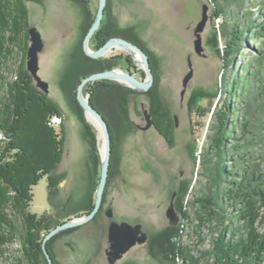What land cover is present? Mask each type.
Here are the masks:
<instances>
[{
    "label": "rangeland",
    "instance_id": "obj_1",
    "mask_svg": "<svg viewBox=\"0 0 264 264\" xmlns=\"http://www.w3.org/2000/svg\"><path fill=\"white\" fill-rule=\"evenodd\" d=\"M27 3L31 27L38 29L44 43L39 53L38 75L49 84L48 93L27 70L33 87L44 93L59 111L52 122L59 131L63 129L65 137L62 160L49 177L41 179L33 188L30 208L39 215L48 216L53 230L71 219H85L89 214L86 208L92 203L95 207L101 181L103 134L78 101L81 82L96 73L95 64L83 63L81 58L90 57L84 51V40L96 20L100 0H29ZM205 4L209 6V19L201 33L204 49L198 53L196 28L202 20ZM106 10L99 28L105 23L112 33H116L113 37L142 45L152 61L153 81L145 91L126 82L107 79L130 90L119 104L125 115L113 109L115 95L121 92L118 88L102 90L98 97V104L117 131L111 160L113 169L109 172L101 206L91 219L58 231L51 238L58 242L56 251L61 264H109L110 224L113 221L128 222L140 224L147 240L134 245L115 264H183L180 255L172 254V249L178 246H182L183 251L191 249L186 254L196 256L203 263L209 259V251L221 233L215 221L208 223V228L203 225L195 210L201 208L199 198L208 192L210 185L200 164L202 155L215 133L212 125L225 103V88L232 81V75L227 73L228 70L225 72L222 53L213 42L218 33L221 51L223 39L218 27L223 19L215 13L214 0H107ZM251 10L256 18L257 5H252ZM94 35L90 40L92 49H95ZM248 44L246 52L239 58L241 63L253 58L259 46L254 39H249ZM14 49V58L0 70V74L8 79L15 77L14 71L24 57L21 49ZM115 50L102 56L124 57V61H118L112 69L123 68L136 73L139 80L147 79L146 71L128 51ZM126 55H131L135 66H129V70ZM27 58L25 56L26 66ZM190 72L192 77L185 86L184 80ZM94 83L83 86L84 100L90 98L88 86ZM151 89L153 99L147 94ZM263 101L264 95L253 100L251 110L245 114L252 121L245 138L246 163L251 169L262 171L264 112L260 103ZM239 107L245 108L240 104ZM244 111L238 116L241 124L245 120ZM146 112L150 117L152 112L159 116L158 121L165 130L168 121L172 124L173 143L166 140L155 124L144 129L148 123ZM83 119L93 127L97 136L96 148L86 134ZM243 131L237 129V135ZM211 159L215 160V157L211 156ZM50 182H57L53 191ZM225 182L222 183L224 187ZM172 203L179 218L175 224L167 215ZM177 207L185 212L184 216ZM109 210L113 212L112 217L108 215ZM18 249L19 241L0 247V264H17V257L21 256Z\"/></svg>",
    "mask_w": 264,
    "mask_h": 264
},
{
    "label": "trees",
    "instance_id": "obj_2",
    "mask_svg": "<svg viewBox=\"0 0 264 264\" xmlns=\"http://www.w3.org/2000/svg\"><path fill=\"white\" fill-rule=\"evenodd\" d=\"M28 1L0 0V70L14 58L15 47L24 53L14 71V78L8 79L0 74V247L19 241L21 256L17 257V264H50L43 242L52 230L51 220L30 208L34 199L33 188L41 179L49 177L62 160L65 137L63 129L59 131L52 122L59 111L44 93L33 87L27 70L25 56L30 46L31 28ZM214 1L215 13L223 19L218 27L223 39L221 51L218 33L214 35L213 42L218 52L222 53L225 72L228 70L227 73L232 75V81L225 88V103L212 125L215 133L202 155L200 164L210 185L208 192L199 198L201 208L195 211L203 225L208 228L215 221L221 233L209 251V259L203 263L196 256L186 254L191 250L189 248L183 251L182 246H178L172 249V254L180 255L183 264H264V171L251 169L247 165L245 140L252 123L251 117L245 114L251 110L253 100L264 95V0L258 3H254L255 0ZM255 4L258 11L256 18L251 10ZM115 35L104 23L92 39L93 46L98 49ZM249 39L258 41L259 46L253 58L241 63L239 58L246 52ZM81 59L83 63L95 64L94 72H98L116 67L122 55L97 59L85 55ZM125 62L128 70L129 66L135 67L131 55L125 56ZM88 87L91 103L109 123L114 154L117 131L108 114L98 104V97L102 90L118 88L121 92L115 95L113 109L125 115V110L119 104L125 100L123 95L128 94L130 89L125 90L109 80L98 81ZM147 94L154 98L153 89ZM239 104L245 106L243 124L238 120L244 110ZM76 105L82 113L77 101ZM260 105L264 112V101ZM151 118L156 129L168 142L173 143L172 124L168 121L165 130L158 121L159 116L152 112ZM83 122L86 134L96 148L97 136L93 127L85 119ZM239 128L244 131L238 136ZM242 140L245 142L242 143ZM112 164L113 161L110 172ZM223 182L226 183L225 187ZM56 183L50 182L52 191ZM93 207L92 203L86 208L87 213ZM177 210L185 215L182 209L177 207ZM54 239L47 242V247L54 264H59L51 247Z\"/></svg>",
    "mask_w": 264,
    "mask_h": 264
},
{
    "label": "water",
    "instance_id": "obj_3",
    "mask_svg": "<svg viewBox=\"0 0 264 264\" xmlns=\"http://www.w3.org/2000/svg\"><path fill=\"white\" fill-rule=\"evenodd\" d=\"M107 5V0H100V6L98 15L96 17V20L94 21L93 25L89 29L88 34L85 37L84 40V51L87 55H89L92 58H99L100 56L108 54L109 50H115V49H124L128 51L135 59L136 63L143 68L147 73V79L145 80H139L136 77V73H130L129 71L124 70L123 68H117V69H111L106 70L102 72H97L89 75L88 77L84 78L81 82L79 89H78V101L81 104V106L84 109V112L88 114L89 116H92L96 121H93L94 124H96L99 129L101 130L104 138V148H103V167H102V173H101V181L98 187L97 192V199L95 203V207L93 208L92 212L87 214L85 216V219H71L70 221H67L63 223L62 225L57 226L55 229L50 231L44 238L43 242V249L44 253L47 256V259L50 264H54V260L51 256V253L48 250L47 242L51 238V236L58 231H61L63 229H66L68 227L76 226L84 221L91 219L96 212L99 210L104 190L108 181L109 172L111 169V160H112V153H113V140H112V134L110 131V126L108 121L105 119V117L99 112V110L91 103L90 98L87 100H84L82 98V89L83 86L86 83L89 82H96L98 80H117L120 82H126L130 86H136L143 90H148L153 81V74H152V67H151V61L149 58V55L137 44L126 40L124 38H118L113 37L110 40H108L102 47L98 49H92L90 46V40L96 30L99 28L102 19L104 17L105 8ZM209 19V6L207 4L203 7V17L202 20L199 22L197 28H196V36L197 39L195 41L196 50L198 53H201L203 51V44H202V36L201 33L204 31L205 26L207 25V21ZM30 34V40L31 45L28 48L27 53V69L31 72L33 77L38 81V85L45 91V93H48L49 91V84L44 81L39 75V53L43 50L44 43L41 36V33L38 31L36 27H31L29 30ZM192 72H190L185 80L184 85L187 86L190 78L192 77ZM185 92V91H184ZM146 118H147V126L144 127V129H148L152 126H154V122L151 119L148 112H146ZM108 215L110 217L113 216V212L111 210L108 211ZM167 215L170 218V221L172 224L177 223L178 221V214L176 212L174 203L171 204L167 211ZM109 240L111 243V250H108V259L109 264H115L116 260L121 258L124 253H126L130 248H132L137 243H144L147 240V234L142 232V226L140 224L138 225H131L128 222H116L113 221L110 224L109 227Z\"/></svg>",
    "mask_w": 264,
    "mask_h": 264
},
{
    "label": "flooded vegetation",
    "instance_id": "obj_4",
    "mask_svg": "<svg viewBox=\"0 0 264 264\" xmlns=\"http://www.w3.org/2000/svg\"><path fill=\"white\" fill-rule=\"evenodd\" d=\"M106 14H107V10L105 11V16H106ZM124 59V57L122 56V61H124L123 60ZM110 70V69H109ZM53 238V237H52ZM51 238V239H52ZM51 239H49V240H51ZM48 240V241H49ZM58 245V242L56 241V239H54L53 240V242H52V245H51V247H52V250L54 251V253H55V256H56V258H57V260L59 261V264H61V258H59V256H58V253H57V251H56V246Z\"/></svg>",
    "mask_w": 264,
    "mask_h": 264
},
{
    "label": "bare ground",
    "instance_id": "obj_5",
    "mask_svg": "<svg viewBox=\"0 0 264 264\" xmlns=\"http://www.w3.org/2000/svg\"><path fill=\"white\" fill-rule=\"evenodd\" d=\"M105 11H106V8H105ZM104 14H105V13H104ZM101 23H102V22H101ZM97 30H98V29H97ZM97 30H96V31H97ZM95 33H96V32H95ZM95 33H94V34H95ZM109 40H110V39H109ZM116 50H117V49H116ZM116 50H115V51H116ZM111 51H113V50H112V49L109 50L108 53H110ZM100 57H102V56H100ZM100 57H99V58H100ZM96 59H97V58H96ZM100 72H102V71H100ZM96 73H97V72H96ZM90 119H91L92 121H96L92 116H90Z\"/></svg>",
    "mask_w": 264,
    "mask_h": 264
}]
</instances>
